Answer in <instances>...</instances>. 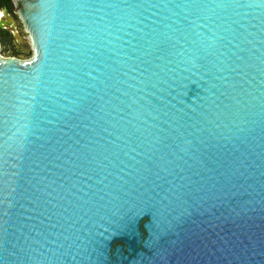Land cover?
Listing matches in <instances>:
<instances>
[{
  "label": "water",
  "instance_id": "95a60500",
  "mask_svg": "<svg viewBox=\"0 0 264 264\" xmlns=\"http://www.w3.org/2000/svg\"><path fill=\"white\" fill-rule=\"evenodd\" d=\"M0 264H264V0H11Z\"/></svg>",
  "mask_w": 264,
  "mask_h": 264
},
{
  "label": "flooded vegetation",
  "instance_id": "af4514ba",
  "mask_svg": "<svg viewBox=\"0 0 264 264\" xmlns=\"http://www.w3.org/2000/svg\"><path fill=\"white\" fill-rule=\"evenodd\" d=\"M4 10H7L9 16L12 17L15 20V22L17 23V31L19 32L20 29L22 30V26H21L17 16L14 15L13 10H12V6H11L10 10L6 7L0 8V32L5 37H7V38L10 37L11 44L13 45L15 52L21 51V49L23 51H25L27 49V46L25 44L15 45V43L13 42V33H14L15 29L11 25V21L5 17Z\"/></svg>",
  "mask_w": 264,
  "mask_h": 264
},
{
  "label": "rangeland",
  "instance_id": "374dc122",
  "mask_svg": "<svg viewBox=\"0 0 264 264\" xmlns=\"http://www.w3.org/2000/svg\"><path fill=\"white\" fill-rule=\"evenodd\" d=\"M19 33H20V35L23 38L27 39L28 36L23 31V29L22 30L20 29L19 30ZM25 51H23L21 49V51L16 52L17 54H16L15 58L21 59V60H27V59H29L32 56V51L29 49L28 50L29 51L28 54H25L24 53ZM13 52H14L13 45L9 41L1 40V42H0V54H1V56L5 57V58L6 57H12L11 55H12Z\"/></svg>",
  "mask_w": 264,
  "mask_h": 264
},
{
  "label": "trees",
  "instance_id": "16d2710c",
  "mask_svg": "<svg viewBox=\"0 0 264 264\" xmlns=\"http://www.w3.org/2000/svg\"><path fill=\"white\" fill-rule=\"evenodd\" d=\"M2 7H6L10 10L11 9V0H0V8H2ZM1 40L9 41L11 43L10 37L7 38L0 32V42H1ZM16 54L17 53L14 51L11 56L15 57Z\"/></svg>",
  "mask_w": 264,
  "mask_h": 264
}]
</instances>
